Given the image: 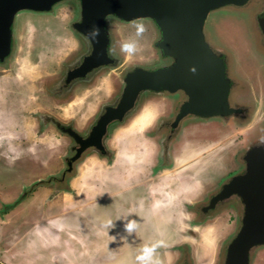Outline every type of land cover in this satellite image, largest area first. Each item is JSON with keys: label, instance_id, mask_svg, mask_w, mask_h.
Wrapping results in <instances>:
<instances>
[{"label": "rangeland", "instance_id": "1", "mask_svg": "<svg viewBox=\"0 0 264 264\" xmlns=\"http://www.w3.org/2000/svg\"><path fill=\"white\" fill-rule=\"evenodd\" d=\"M80 11L79 0H63L51 11L22 10L14 21L15 30L17 27L15 59L10 67L4 69H7L6 72L0 69V74H18L0 76V257L9 264H139L137 256L142 254L144 247L156 245L153 260L159 264H169L172 255L166 252L175 247L172 233L177 228L185 227V224L182 225L178 220L183 210L180 197L178 199L171 191L177 188L179 181L162 182L164 186L170 184L163 189L166 191L164 195L168 197L167 205H154L161 200L160 191H157L152 194V203H149L152 205L144 204L142 211L133 206L129 191H120L101 198L83 212L73 210L75 205H86L88 202L79 197L77 199L64 194L56 200L47 201V188H51L53 192L50 194L51 198L66 189L65 185L54 184L52 179L59 176L60 168L64 166V156L69 151L66 142L68 139L52 126L40 128L36 134V120L29 114L33 106L37 105L36 99L32 100L30 93L34 80L28 81V78L61 71L63 63L70 58V54L78 45V37L70 30L69 24L80 18ZM108 23L111 24L114 40L118 43L121 52L119 54L125 59L126 70L137 66L154 69L170 62L169 58L161 59L160 52L154 48L160 34L152 19L141 18L122 22L115 16H108ZM136 25H142L144 28L140 36L136 35ZM205 31L210 39L217 38L214 36L216 31L210 20H206ZM129 41L135 42V50L131 53L122 51V44ZM115 72H104L94 87L79 91L73 102L53 101L41 92H38L40 98L37 100L40 106L49 104L43 107L52 109L58 115L76 118L78 126L84 128L97 114L101 104L110 102L112 97L119 93L116 91L119 87V76L122 80L125 74ZM20 74L23 77H20ZM147 93H142L140 97ZM153 101L163 100L145 95L126 121L139 113L145 104H151ZM155 109V105H147L133 118L128 128H118V140H115L114 145L119 149V157H126L128 163L120 159V163L116 162L114 168L109 170V177L103 179L101 172L107 170V166L97 158H90L82 165L85 169H82L78 179L82 182H99L101 187L106 185L114 191L119 183H112V178L133 184L136 179L146 177L143 170L149 165L140 160L149 159L155 147L145 140L142 130L154 117L155 114L152 113ZM254 116L251 122L237 120L236 127L239 130L248 129L245 130L246 135L252 132L250 135L254 137L258 131L264 129V123L258 126L263 118L261 112L256 111ZM25 124L24 133L29 138L32 134L40 135L39 140L35 137L37 141L34 142L24 136L22 130ZM257 126L259 128L253 132ZM243 137L233 129L229 137L230 141L232 140L231 148L226 150L229 156L232 157L238 150L239 156H243L247 146L254 142L252 137ZM142 148L144 153L140 152ZM189 152L192 151H183L180 158L183 159ZM92 171L96 173L95 176ZM39 180L44 184L32 187ZM29 188L33 190L26 191ZM104 193L110 191L106 190ZM90 210L94 211L93 219L89 215L86 216ZM154 211H157L155 216ZM166 212H171L172 217L166 218ZM147 216L148 219L154 220L151 235L145 232L149 230ZM127 219L135 223L134 232L131 234H128L124 227ZM110 222L115 225L113 228L109 227ZM159 231H162V235ZM199 233H192L196 235L193 242L195 251L192 250L195 262L213 264L217 255L220 230L217 225H212L206 229L200 228ZM122 236L124 238L121 239ZM261 253L263 260L260 258L259 261V255H256L252 264L264 262V249Z\"/></svg>", "mask_w": 264, "mask_h": 264}, {"label": "flooded vegetation", "instance_id": "2", "mask_svg": "<svg viewBox=\"0 0 264 264\" xmlns=\"http://www.w3.org/2000/svg\"><path fill=\"white\" fill-rule=\"evenodd\" d=\"M119 20L121 19L118 18V21ZM206 20L211 21L216 31L214 32V36L217 37L216 41L220 46L228 47L230 52L233 53L235 59L234 71L236 70V74H248V77L246 76L247 80H245L246 88L243 87L241 98L242 102L246 101V95L254 93L255 89L258 96L257 110H259L263 116L261 124L258 125L261 126L264 123V43L260 39H257V37L260 35L264 40V0H245L242 3L226 4L211 11ZM121 21L123 22V20ZM110 25L109 23L107 24V28L110 32L108 49L110 57L114 60V64L100 66L87 73L88 75L86 77L72 78L67 82L66 78L69 71L80 65L83 57L88 55L91 51L89 40L78 32L73 27V22H71L69 28L74 31L75 35L78 37V45L70 54V58L63 63L61 71L51 75H38L35 78H28V81L34 80L30 93L31 99H36L37 105L33 106L29 114L36 120V134L40 131V128H49L52 126L56 131L62 135L64 134L65 138L68 139L66 142L68 143L69 151L67 155L64 156V166L60 168L59 176H55L52 179L53 183L60 186L65 185V191H72L73 181L81 175L82 169H85L82 165L85 164L86 161L88 162L90 158H97L104 162L107 166V170H103L101 175L104 174L106 177H109L108 174L111 172L109 170L114 168L119 158V149L114 145L115 140H118L116 137L118 128L122 130L128 128L133 118L143 111L147 105H155L156 109L154 113H152L155 114L154 117L150 119L145 129L142 130L145 140L150 141L155 148L152 156H149V159L144 161L140 160V162H144L149 166L145 167L143 170L146 173V177L138 180L136 179L133 184H130L131 186L128 190L131 192V202L137 210L142 211L144 208L143 203H152L153 192L157 193V191L161 189V200L157 201L154 205L157 207H159L161 203L167 205L169 201L168 197L164 195L166 191L163 189L168 185L170 186V184L167 183V185L164 186L162 182L166 180L179 181L177 188L171 189V191L178 196V199L180 197L179 200L181 201L183 210H181V214L179 213L180 218L178 217V220L182 225L184 223L185 227L177 228L175 232H171L172 238L175 240V247L166 252V254L172 255V260L169 264H197L195 262L194 253L192 252V250L195 251L193 244L196 239L195 234H200V228L206 229L207 226L212 225H217L220 230L218 248L216 250L217 255L213 264H225L228 245L235 238L243 224L244 209L239 196L232 195L220 199L219 195L224 189V185L228 183L233 176L241 173L245 167V154L239 156L240 154L238 153L240 150L235 151L233 154V149H231L233 154L231 157V155L229 156L227 154L226 150L227 148H231L232 140L230 141L229 137L232 135L233 129L236 133H240L241 137L245 135V139L251 137L250 134L252 133L246 135L245 130L248 129L239 130L236 127L238 124L237 120L232 119L231 116L203 117L195 114H188L178 119L180 107L186 100V95L182 90H177L175 92L148 91L145 95L161 98L163 101H153L154 104L153 102L151 104H145L140 112L135 114L132 119L128 121L126 120L129 118L131 112L128 113L123 122H112L109 124L106 135L103 137L106 152L101 153L96 148L91 147L84 151L81 157L72 165L69 164L70 159L76 154L78 147L76 139L69 131L70 128L75 130L83 138L89 136L93 126L97 123L106 107L116 105L122 93L121 91L124 88V78L128 72L134 69L126 70L125 59L123 55L119 54L121 52L119 51L117 41L114 40ZM16 31L12 41L11 53L6 56L3 62H0V69L3 72L7 71V69L6 71H4V69L10 67L15 59ZM157 41L158 40H156L155 43ZM154 48L158 49L156 46H154ZM158 52H160L159 49ZM159 55L162 56L161 59H170L169 63L162 66H168L173 62L171 57H164L161 52ZM141 67L145 68L146 66ZM114 71H116V74H125L122 80L121 76H119V87L116 88V91H119V93L114 95L110 102L101 104L97 114L87 122L84 128L78 126L76 118L71 116L66 118L53 112L52 109L43 107L49 104H43V106L39 105L40 102L37 100L40 98L38 92L44 93L46 98L53 101L73 102V98L80 93L79 91H85L94 87L97 80L103 76L104 72H111L113 74ZM9 75L18 76V74L10 73L0 74V76ZM19 76L23 77L21 74ZM35 82L37 84H35ZM250 82L254 84V87L251 86ZM251 87H253V92L249 89ZM143 97L139 99V102ZM31 105H33V103ZM260 105L262 109H260ZM14 114L13 112V115ZM21 115L24 116V114ZM12 119H14V117H12ZM241 120H244V118L242 117ZM25 126L26 124L23 125L22 133L28 140L35 142L40 139V135L36 134H34V136L32 134L29 138L24 133ZM258 126L253 132L259 128ZM263 132L264 130L258 131L251 139L262 138L264 136ZM35 137L37 140H35ZM236 139L237 138H235L234 141L235 143L237 142ZM185 150L192 152H189L188 155L182 159L180 156ZM144 151V148L140 149L141 153H144ZM87 154L89 155L86 157ZM87 169L91 170L89 167H87ZM222 169H225V171L222 172ZM112 180L115 184H121L123 182V180L120 181L121 179ZM122 184H125V182ZM142 196L143 198H141ZM156 212L157 211L153 212L154 216ZM148 215L149 217L151 216L149 213ZM149 217L147 216L149 230L145 231L148 232L147 235H151L153 232L152 224L154 220L148 219ZM170 217H172L171 212H166V218ZM186 232L188 233L187 235ZM159 233L161 234L162 231H159ZM263 249L264 245H259L252 250L250 254V264H252L253 258L256 255H259V261L260 258L263 260V254L261 253ZM261 264H264V262Z\"/></svg>", "mask_w": 264, "mask_h": 264}, {"label": "water", "instance_id": "3", "mask_svg": "<svg viewBox=\"0 0 264 264\" xmlns=\"http://www.w3.org/2000/svg\"><path fill=\"white\" fill-rule=\"evenodd\" d=\"M61 1L0 0V62L11 53L16 15L22 10L51 11ZM244 1L79 0L80 18L73 22V27L89 40L91 51L83 57L80 65L69 71L67 82L72 78L86 77L87 73L100 66L114 64L108 49V16L123 21L152 19L160 33L155 46L173 62L154 69L137 66L128 72L116 105L106 107L89 136L83 138L70 128L78 147L69 164L72 165L91 147L105 153L103 137L109 124L123 122L128 113L135 110L141 94L148 91L182 90L186 100L180 107L178 119L195 114L203 117L231 116L238 121L243 117L242 121L251 122L259 110L255 89L242 102L241 93L243 87L246 88L248 74H236L233 53L228 47L220 46L213 37L210 39L205 31L206 19L211 11ZM94 28L99 30L98 36L91 34ZM257 39L264 43L260 35ZM253 87L249 88L251 92ZM244 160L242 172L233 176L219 195L220 199L239 196L244 209L243 224L228 245L225 264H250L252 250L264 245V136L249 144ZM41 184L44 183L39 180L32 187ZM30 190L33 189L26 191Z\"/></svg>", "mask_w": 264, "mask_h": 264}, {"label": "crops", "instance_id": "4", "mask_svg": "<svg viewBox=\"0 0 264 264\" xmlns=\"http://www.w3.org/2000/svg\"><path fill=\"white\" fill-rule=\"evenodd\" d=\"M120 159H124L127 162H129V160H127L126 157H123V158L119 157L117 162L120 163ZM122 162L123 161H121V163ZM92 172L94 173L93 175L95 176L96 173L94 171H92ZM102 176L104 177L103 179H106V176L104 174ZM87 177H84V178L87 180L88 179ZM77 179L74 180V182H73V185H72L73 190L72 191H63V192L56 193L55 195L52 196V198L50 197V194H52L53 192H52L51 188H47V190H46V192H47L46 195L48 196L47 201L48 200H50V201L56 200L60 196H64V194L70 195V196L77 198V199L79 197L80 199H83L85 202H87V201L88 202L86 205H81V206L75 205V207H73V210H76L77 212H83L85 210V208L89 209L91 204L99 201V199L107 197L108 195H115V194L119 193L120 191L127 192V191H129L128 189L131 186L130 184H127V183L121 184V185L118 184V186L116 185L117 188L113 191V190H111L112 188H107L106 185H104L105 187H101L99 182H93V183L91 181L82 182L79 179L78 180ZM112 179H114V178H112ZM118 180H120V179L118 178ZM106 190L110 191V193L105 194L104 192ZM160 191H161V189H160ZM144 204H146V203H143V205ZM162 205L163 204H161L160 206H162ZM92 212L94 214V211L90 210V212L87 213L86 216L89 215L93 219L94 215L92 214ZM160 221H162V220H160ZM157 222H159V219H157Z\"/></svg>", "mask_w": 264, "mask_h": 264}, {"label": "clouds", "instance_id": "5", "mask_svg": "<svg viewBox=\"0 0 264 264\" xmlns=\"http://www.w3.org/2000/svg\"><path fill=\"white\" fill-rule=\"evenodd\" d=\"M136 35L140 36L143 34L144 28L142 25H136ZM91 34L93 36H98L99 35V30L98 29H93ZM122 51L131 53L135 50V42L134 41H129V42H125L122 44L121 46ZM115 225L113 223H109V227L113 228ZM125 230L128 234H131L134 232L135 229V223L133 220L131 219H127L126 223L124 225ZM114 238L116 239V237L114 236ZM121 239L124 238L123 236L120 237ZM156 245H153L151 247H144L142 254L137 256V261L139 262V264H159L158 261L153 260V252L155 250Z\"/></svg>", "mask_w": 264, "mask_h": 264}, {"label": "built area", "instance_id": "6", "mask_svg": "<svg viewBox=\"0 0 264 264\" xmlns=\"http://www.w3.org/2000/svg\"><path fill=\"white\" fill-rule=\"evenodd\" d=\"M0 264H9V263H7L5 260L1 259V257H0Z\"/></svg>", "mask_w": 264, "mask_h": 264}]
</instances>
